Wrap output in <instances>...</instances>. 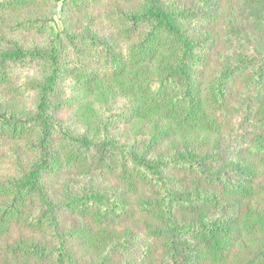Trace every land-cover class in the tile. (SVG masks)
<instances>
[{
	"label": "trees",
	"instance_id": "1",
	"mask_svg": "<svg viewBox=\"0 0 264 264\" xmlns=\"http://www.w3.org/2000/svg\"><path fill=\"white\" fill-rule=\"evenodd\" d=\"M102 1L0 0V264H110L136 217L144 264H264V47L211 55L206 1Z\"/></svg>",
	"mask_w": 264,
	"mask_h": 264
},
{
	"label": "rangeland",
	"instance_id": "2",
	"mask_svg": "<svg viewBox=\"0 0 264 264\" xmlns=\"http://www.w3.org/2000/svg\"><path fill=\"white\" fill-rule=\"evenodd\" d=\"M179 5H184L190 7L192 4L197 2L206 1L208 4L207 15L212 17L213 22L210 23V27L201 28L197 33L199 35L206 34L208 31L216 37L217 41L214 44L213 52L219 53L220 57L225 58H236L239 52H243L242 44H239L241 37L246 36L248 39L253 40L256 44L264 47V26L258 24V16H255V7L260 0H176ZM106 4V0H103L100 5H96L93 8V13L101 10L102 6ZM254 16V17H253ZM79 14V19L75 17H70V21L77 23L78 26L84 22V18ZM68 20V19H67ZM258 22V23H256ZM53 25L56 29L62 27V20L59 18V14L54 17ZM103 31H106L103 29ZM18 39L21 40L22 35ZM31 36L22 37L24 42H31ZM37 39V37H35ZM34 39V40H35ZM219 40V41H218ZM237 40V42H236ZM33 41V40H32ZM244 86L243 81L239 77L236 82V86ZM251 92V90L249 89ZM248 90H246V96ZM0 101L11 103L14 101L10 97L9 93L0 91ZM25 100H20L21 104H25ZM62 117L69 116L68 110L63 111ZM10 143L0 140V172H8L7 162L10 160L9 154ZM93 182L100 183L102 187L112 186L114 191L118 188L113 181H108L107 179H97L94 178ZM71 220V219H70ZM70 224V222H68ZM123 227L131 230L133 237L130 247L126 250L117 254L111 261L110 264H144L142 262V256L145 253V249L150 246L152 249L155 248L154 257L158 259V249L155 244L149 241L143 233L140 218L136 217L131 220H127L123 223ZM17 233V230L13 233ZM24 232L22 233L23 236Z\"/></svg>",
	"mask_w": 264,
	"mask_h": 264
}]
</instances>
